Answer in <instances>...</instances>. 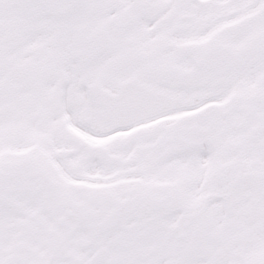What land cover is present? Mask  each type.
Instances as JSON below:
<instances>
[{
  "label": "snow or ice",
  "instance_id": "6c2138e0",
  "mask_svg": "<svg viewBox=\"0 0 264 264\" xmlns=\"http://www.w3.org/2000/svg\"><path fill=\"white\" fill-rule=\"evenodd\" d=\"M0 264H264V0H0Z\"/></svg>",
  "mask_w": 264,
  "mask_h": 264
}]
</instances>
